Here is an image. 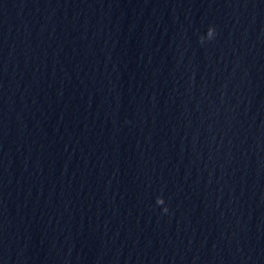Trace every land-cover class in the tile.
<instances>
[{
    "label": "clouds",
    "instance_id": "clouds-1",
    "mask_svg": "<svg viewBox=\"0 0 264 264\" xmlns=\"http://www.w3.org/2000/svg\"><path fill=\"white\" fill-rule=\"evenodd\" d=\"M216 36H217L216 27L214 25H210L208 27L206 33L200 36V38H199L200 39V43L204 44L205 42L213 41V40H215ZM156 204L158 206H164L165 205V201H164L163 197H157ZM162 210H163L164 213H167L169 211V209L166 206H164L162 208Z\"/></svg>",
    "mask_w": 264,
    "mask_h": 264
}]
</instances>
